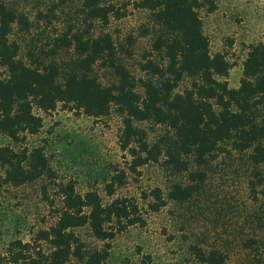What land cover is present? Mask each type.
<instances>
[{
	"label": "trees",
	"instance_id": "obj_1",
	"mask_svg": "<svg viewBox=\"0 0 264 264\" xmlns=\"http://www.w3.org/2000/svg\"><path fill=\"white\" fill-rule=\"evenodd\" d=\"M81 6L88 20L104 25L112 15L126 16L105 0H81ZM134 7L146 11L153 25L150 50L139 62L143 77L127 69L124 48L110 34L87 37L69 29L49 50L41 49L39 55L31 50L24 59L21 44L11 36L16 24L28 26L27 19L0 2V68L5 71L0 77V134L20 146H0V190L57 179L45 148L24 145L26 135L36 136L44 127L37 112L46 115L62 107L103 119L117 110L123 117L121 149L129 156L126 168H114L104 185L108 202L97 191L81 195L73 183L60 185L56 222L38 231L33 243L12 242L0 264H105L110 245L88 248L76 230L87 227L96 240L108 242L132 227H145L139 203L115 195L129 177H140L141 168L151 164L174 180L167 193L160 187L142 193L147 213H158L169 202L185 206L199 198L220 154L244 158L254 198L264 202V44L251 46L240 85L231 88L226 78L232 65L225 55L212 54L201 16L215 13L217 0H139ZM64 51L73 57L57 60ZM99 68L110 74L108 83ZM145 122L166 133L150 142L139 125ZM254 218L257 236L243 240L244 250L253 253L247 264H264V210ZM187 252L197 264L230 262L228 253L204 242H190Z\"/></svg>",
	"mask_w": 264,
	"mask_h": 264
},
{
	"label": "rangeland",
	"instance_id": "obj_2",
	"mask_svg": "<svg viewBox=\"0 0 264 264\" xmlns=\"http://www.w3.org/2000/svg\"><path fill=\"white\" fill-rule=\"evenodd\" d=\"M139 0H105L126 14L122 19L111 16L109 24L91 22L81 12V0H0L27 19L28 26L16 24L11 38L21 44V57L47 51L49 44L69 29L85 32L87 37L110 34L124 48L121 58L136 77H143L139 62L149 52L152 41L150 15L134 7ZM215 13L201 14L205 35L210 40L212 54L226 56L232 65L226 81L238 88L243 65L251 46L264 44V0H217ZM149 31V33H148ZM128 51V53L126 52ZM72 52H63L57 60H69ZM104 83L110 74L99 68ZM5 75L0 68V77ZM44 127L36 136L26 135L25 146L44 147L55 183L42 179L20 188L0 190V256H5L16 240L33 243L40 230L48 229L57 220L62 207L60 185L73 183L78 194L97 191L106 202L104 185L116 167L126 168L129 156L123 152L120 134L123 117L117 110L103 119H93L63 110L41 114ZM154 142L166 133L162 126L151 122L139 124ZM0 146L19 149L0 134ZM140 177H129L127 185L117 190L115 197L133 198L146 217L145 227H132L112 241L96 240L87 227L76 234L88 248L101 249L110 245V257L105 264H197L187 252L190 242H204L218 247L230 256L229 264H247L253 253L244 250L243 240L257 236L255 214L264 209L250 189L251 170L241 155L220 154L213 163L205 192L189 205L169 202L158 213L145 212L144 191L167 188L174 178L170 172L151 164L141 168ZM183 215L184 217H180ZM190 220V223H187ZM48 249L46 243L41 245Z\"/></svg>",
	"mask_w": 264,
	"mask_h": 264
}]
</instances>
